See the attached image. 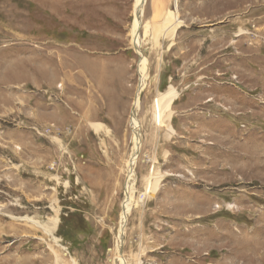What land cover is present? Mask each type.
<instances>
[{"label": "rangeland", "instance_id": "1", "mask_svg": "<svg viewBox=\"0 0 264 264\" xmlns=\"http://www.w3.org/2000/svg\"><path fill=\"white\" fill-rule=\"evenodd\" d=\"M44 2L0 0V258L13 249V264H115L139 84L134 0H59L57 26ZM144 8L143 23L158 14L181 23L172 41L158 27L141 30L148 75L123 255L128 264H264V0H146ZM51 41L59 74L63 50L79 59L72 112L80 124L69 143L56 119L63 81L48 82L42 68ZM109 54L125 80L112 96L126 109L100 127L91 124L83 70ZM214 87L255 100L229 106L213 98L208 111L199 98ZM170 90L177 96L157 126L155 100ZM194 97L189 110L185 100Z\"/></svg>", "mask_w": 264, "mask_h": 264}, {"label": "crops", "instance_id": "2", "mask_svg": "<svg viewBox=\"0 0 264 264\" xmlns=\"http://www.w3.org/2000/svg\"><path fill=\"white\" fill-rule=\"evenodd\" d=\"M59 0H56V5H57V18H56V23H58V15H59ZM75 55V52L71 49H66L62 51V64H61V69H60V74L58 72V77H61V80L63 81V86H62V91L61 94L64 96V98L68 102V107H65V102L62 99V103L58 105L56 109V119L57 123H59V131L62 133L61 137H65L64 139L69 143L72 141L74 137L78 134V127L80 124V121H77V111L76 113L72 112V109L75 110L79 104L77 103L78 100V90L77 87H75L74 83L76 82V79L79 77L75 75L77 73V69L75 67L74 62L79 61L77 60ZM114 60H117V58H112V55L109 54L108 57H101L98 59V62L96 63V59L91 58V124L98 125L100 127H106L110 126L112 121L114 123L116 119V113L118 112L119 117L121 116L120 114L123 113V109L125 110L126 106V100L123 98L122 100L120 99L119 101V106L116 105L114 102V98L112 96L113 92L115 91L116 93L121 92V84L125 81L124 78L117 77V71L116 69H113V64L115 63ZM58 62H60L59 55H58ZM120 62L123 63V60L120 59ZM78 68L80 69V66L78 65ZM121 69L124 70L122 67ZM83 70V69H82ZM87 70H83L85 73H90L89 66L87 65ZM121 75L123 71H120ZM29 77H31V73L29 74ZM97 86L99 87L100 90V95L97 97L95 95V90L94 88ZM121 85V86H119ZM119 86V87H118ZM120 95V94H119ZM201 97L200 99V106L202 104H210L211 100L214 98L216 102H219V104H226V105H234L235 102L238 104L239 102H242V105H248L252 103L255 99L245 97V95H242L239 91L235 89H229L225 87H214L212 90H207V92H203L200 94ZM124 102V103H122ZM188 99L185 100L184 105L189 107V110L192 108L194 102H195V97L194 99L189 102ZM232 103V104H231ZM121 104V105H120ZM240 104V103H239ZM190 105V106H188ZM207 105V110H211V107H208ZM71 109V110H70ZM186 109V108H185ZM202 111H206V108ZM207 111V113H208ZM80 120V119H79ZM111 121V123L109 122ZM79 122V123H78ZM103 164V163H102ZM96 165L97 169V175L98 173H101L102 171L106 170L105 166ZM116 167V166H115ZM113 167H111V172ZM108 190V188H106ZM5 248V247H3ZM13 249H8L7 253H3L1 258H0V264H13L15 262V257H14V250ZM0 251V253L4 252ZM47 251V248H46ZM45 251V252H46ZM47 259V256H45ZM46 262V260H45ZM54 264V262H52ZM180 264H186V263H180Z\"/></svg>", "mask_w": 264, "mask_h": 264}, {"label": "bare ground", "instance_id": "3", "mask_svg": "<svg viewBox=\"0 0 264 264\" xmlns=\"http://www.w3.org/2000/svg\"><path fill=\"white\" fill-rule=\"evenodd\" d=\"M145 3H146V0H134V6H133L134 20H133V23L131 25L130 34H129V36L131 35V46L134 48V50L136 51V53L139 56V62H138L139 63L138 64L139 84H138V88L136 91L135 98L133 100V106H132L131 113H130V121L129 122H130V126L132 129L133 135H134L133 136L134 149H133V152L130 156V159L126 165L127 195H126V198L123 202L122 212H121L120 221H119V229H118V233L116 235V243H115L116 257L114 258L116 260L115 264H128L127 259L123 255L122 249L124 247V240H125L124 237H125V232H126V228H127L129 215L131 213L133 205L135 204L133 202V185L135 182V176H134L135 175V166H136L137 161L139 159V155H140L141 147H142L141 124H140V120H139L138 116H139V111L141 108V106H140L141 105L140 95L146 86L148 72H147V59L142 52V46H143L144 39L142 37L141 30L143 28H145L146 30L152 29L154 31L158 27L161 29L160 30L161 39H165V40L170 39L172 41L175 31H176L178 25L181 23V21H179V18L176 15H172V16L169 15V17H168V14L167 15L158 14L156 17H153L151 20L147 21V23H143ZM44 7H45L47 13L49 11V14H51L53 16L54 25L57 26V23H56V18H57L56 0H45ZM162 18L166 19L164 23H163L164 19H162ZM159 25H161V26H159ZM47 36H49V35H47ZM47 43H48L47 49L49 50V52H48L47 59H45L43 61L42 68L46 74L45 75L46 80L48 82H52V80L56 79L58 76L59 65H58V60H56V56H58L59 45H57L55 42H52V41L47 42ZM90 76H91V65H90ZM162 95H163L162 98H157L155 100L154 107H153L154 122L157 126H162V124L164 123V121L166 119L165 113L169 110V105H171V102L173 101V99L176 98L177 93L170 90V92L167 91L166 94H162ZM62 154L63 155L66 154L67 157L69 158V153H67V151L62 152ZM70 158H71V156H70ZM71 162H72V159H71ZM67 163H68V160H67ZM77 179H78V177H77ZM159 180H160V177L150 178L145 195L151 194L154 191ZM27 221H29L31 224H33L39 228L44 227V230L46 232H51V231H47L45 225H42L37 221H33L30 218H27ZM52 221L54 223L57 222L56 220H52ZM51 235H53V234H51ZM55 240H56V238H55ZM57 240L59 241V239H57Z\"/></svg>", "mask_w": 264, "mask_h": 264}, {"label": "built area", "instance_id": "4", "mask_svg": "<svg viewBox=\"0 0 264 264\" xmlns=\"http://www.w3.org/2000/svg\"><path fill=\"white\" fill-rule=\"evenodd\" d=\"M35 131L37 132L38 135H41V130L40 129H37L35 128ZM56 167V161L53 163V165L51 166V169L54 170Z\"/></svg>", "mask_w": 264, "mask_h": 264}]
</instances>
